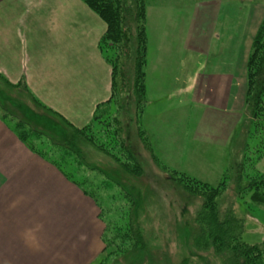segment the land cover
Returning <instances> with one entry per match:
<instances>
[{
  "label": "crops",
  "instance_id": "crops-1",
  "mask_svg": "<svg viewBox=\"0 0 264 264\" xmlns=\"http://www.w3.org/2000/svg\"><path fill=\"white\" fill-rule=\"evenodd\" d=\"M237 1L229 2L231 14L223 0L194 4L189 23L195 32L184 37L182 46L203 55L215 38L228 43L226 56H220L219 47L214 67L197 66L179 90L184 92L179 100L200 111L189 139L224 150L223 164L217 168L222 175L229 168V151L246 108L245 64L254 30H241L239 16L247 12L243 26L253 18L254 27L264 8L263 0ZM153 7V12L160 8ZM105 30L103 19L82 0H0V74L82 128L92 122L97 107L111 105L112 69L99 47ZM162 56L155 57L158 68L163 67ZM156 67L157 62L151 67L146 58V91L148 77L154 85L165 82L153 76ZM146 110L141 113L143 128L145 124L155 153L163 154L158 137L149 133L153 117ZM183 149L184 164L185 156L197 151ZM261 156L257 164L264 153ZM103 230L96 201L28 148L0 114V264H91L104 247Z\"/></svg>",
  "mask_w": 264,
  "mask_h": 264
},
{
  "label": "rangeland",
  "instance_id": "rangeland-1",
  "mask_svg": "<svg viewBox=\"0 0 264 264\" xmlns=\"http://www.w3.org/2000/svg\"><path fill=\"white\" fill-rule=\"evenodd\" d=\"M126 1L127 11L132 12L134 0ZM198 1L146 0V11L149 6V17L145 18L147 59L151 67L152 63L157 62V67L153 68V70L156 69L153 71V76H156V80L162 77L165 82L161 86L158 82L157 85H154L151 83L152 77H148L145 95L150 104L145 108H147L146 114L153 117L152 129L149 133H154L158 137L159 149L163 153L160 154L158 151L159 160L168 167H175L180 171L184 169V173L214 186L223 177L222 172L219 174L217 168L223 164L224 150L208 144L191 142L189 130L200 116V111H197L195 107L190 108L183 99L179 100L184 97V92L179 91L183 87L182 80L184 78L193 73L197 66L200 69H212L214 60L227 55L225 52L228 43H219L216 38L213 39L209 52L203 55L183 50L184 37L195 32L190 26L192 24L189 23V14ZM229 2H239L223 0V3H227L224 9L228 14H231L233 6ZM244 2H248V0H244ZM153 5L160 6V8L155 7L153 12ZM262 11L259 20L256 19L257 24L254 27L252 26V23L255 22L253 18L248 19L249 26H243L249 14L247 12L240 13V29L254 30L251 41L264 18V8ZM128 22L131 26L133 25L129 16ZM218 33L221 34L219 31ZM125 43L127 41L122 44L120 50L113 44L105 43H102V48H100L105 60L108 59L110 63L116 64L118 73L114 101L103 112L101 111L100 120L103 124L100 123L98 131V128H94L86 133V136L90 137L94 144L92 142V144H83L86 146L85 159L90 162L91 166L98 169L85 171L81 166L78 174L73 171L72 177L68 178L79 186L83 193L88 192L85 193L86 195L93 193L99 214H101L99 218L104 224V228H106V224L109 225L107 232L103 230L102 233V236L106 234L105 240L109 244L107 260L102 264H231L227 254L215 252L213 248L200 250L195 247V241L199 235L196 218L203 203L202 186L191 183L185 190L178 180L173 179L168 172L158 171V168L152 171L147 169L139 176L123 173L124 178L121 179V183H124V186L130 191L135 190L140 196L139 200L141 199V211L134 217L132 201L127 200L128 198L122 192L119 193V187L115 186L114 182L112 186L108 187L102 181L104 176L99 172L102 169L110 172L111 178L118 176L119 167L112 155H120L123 158L126 151L124 148L128 147L133 150L134 147L136 149L133 146L134 142L133 145L131 144L135 139L136 129L135 99L132 87L134 79L132 63L134 62L135 46L131 41H128L126 46H124ZM219 47L223 49L222 53L218 50ZM166 50L168 52L165 53ZM219 52L220 56L216 54ZM163 53L165 54L162 56ZM156 56H162V68H158ZM145 68L146 64L144 71ZM161 72H163V76ZM13 90L14 92L9 96L18 106L22 104V109L12 106L4 99H2L4 109H0L1 113L10 119L11 127H14L15 121L22 120L26 125L29 124L27 127L31 128L28 130L29 136L36 148L48 149L50 146H54L55 144L48 143L45 136L38 135L36 132H47L40 126V123L44 121L40 117L45 120V117H50L53 121H57V118L44 108L35 105L21 85ZM27 106L28 111L41 115L39 118L30 116L31 119H35V124L26 118ZM140 121L142 124V118ZM257 129L258 127L246 107L245 117L239 126L232 149L229 151L232 157L229 156L231 161L227 167L230 169L223 181L222 188L213 200L219 222L232 226L231 221L233 220L236 229L234 232L235 241L250 245H260L264 241V205L251 197L253 187L245 186L248 181L254 180L256 173L264 177V159L258 164L256 163L264 153V136L260 135L261 131ZM116 133L118 135L114 138ZM120 142L123 143V146H120ZM184 146L196 150L197 154L188 156V158L185 156L186 163L183 164V154L181 153H183ZM105 151L109 153H102ZM258 155L260 157H257ZM243 162H245L244 166H241L240 164ZM241 169L242 177L240 176V178L242 179L240 183H237ZM105 186L107 188H104ZM241 187H243L242 190ZM128 220L132 222L133 231L138 232L139 230L142 233L145 243L142 242L139 245L135 238L126 234L128 233ZM102 242L105 246L103 239ZM139 250L141 253H138Z\"/></svg>",
  "mask_w": 264,
  "mask_h": 264
},
{
  "label": "trees",
  "instance_id": "trees-1",
  "mask_svg": "<svg viewBox=\"0 0 264 264\" xmlns=\"http://www.w3.org/2000/svg\"><path fill=\"white\" fill-rule=\"evenodd\" d=\"M85 2L95 13H97L105 22L106 30L102 37L100 38L99 46L102 48V43L105 44H113L117 46L119 50L122 48V44L127 41L134 42V62L133 65V92L135 99V116H136V129H135V139L132 141L136 147L133 150L132 148H124V159L119 155H112L114 161L118 164L117 170V178H111L110 172L102 169L99 172L104 176L103 183L110 187L113 185L119 187V193H123L127 200L132 201V213L134 217L135 214L141 211V199L135 190L130 191L124 186V183H121L124 178L123 173L139 176L145 170H154L158 168V171L168 172L173 179H176L180 182V184L184 187L185 190L189 188V184H196L203 187L201 190V196L203 199L202 209L197 215L196 221L199 225V235L195 241V247L200 250H209L213 248L215 252L221 254H227L228 259L231 261V264H264V241L259 245L247 244L242 242H236V236L234 232L236 229L234 228L235 222L231 221V225H225L223 222H219L218 215L215 210L214 199L222 188L223 181L226 179L228 168L220 182L217 185H209L205 182H202L183 171L178 169L168 167L164 163L159 160L157 154L151 146L149 138L141 124V113L145 109L146 106V95H145V71L144 67L146 64V50H147V38H146V29H145V18H146V0H134V10L132 12L127 11V1L126 0H82ZM128 16L133 23L128 22ZM125 43L124 46L127 45ZM123 46V47H124ZM110 65H112V97L111 104L114 101V97L116 96V85H117V66L115 63H110L108 59H106ZM246 74H245V106L249 110L250 117L255 122V125L258 127V131H261L259 134L264 136V18L261 23L257 27V30L252 38L250 44V50L246 60ZM21 83L12 84L7 79H5L0 74V109H4L3 100L16 107H23L22 104H18L12 100L11 95L14 92L13 88L18 87ZM23 88L24 86L21 85ZM24 90L29 94L33 103L39 107L44 108V110L51 113L53 117L57 118V121H53L50 117H40L41 115L28 111L29 108L27 106V120L35 124V119H31L30 116H34L44 120L40 123L42 129L47 132H36L38 135H43L47 138L48 143L55 144L54 146H50L48 149H39L34 146L32 139L29 136V124L23 122L22 120L15 121L13 130L15 131L17 137L23 141L28 148L37 154L45 157L52 164H54L61 172L67 177L71 178L73 175V171L77 174L79 173L80 167H84V170L87 171H95L98 168L95 166H91L90 162L85 159V148L86 146L83 144H92L90 137L86 136L87 132L90 130H94V128H98L99 130L100 123L103 124L101 118V111L106 107H97L95 110L93 120L91 123L87 124L82 128H78L73 126L67 120L41 105L31 94L24 88ZM110 106V105H109ZM22 109V108H21ZM0 114L2 118L9 121L7 119V115ZM41 120V121H42ZM103 126V125H102ZM104 130L105 127L103 126ZM34 130V129H33ZM31 130L32 132H34ZM116 132V131H115ZM117 133L114 134V138L117 137ZM46 141V142H47ZM109 141V140H108ZM92 142V143H91ZM110 142V141H109ZM94 144V143H93ZM120 146H123V143L120 142ZM101 147V146H100ZM102 150V149H101ZM103 151V150H102ZM108 154V151L102 152ZM257 157H260L258 155ZM142 159V161H141ZM243 162L240 164L244 166ZM72 166V167H71ZM244 169V168H243ZM104 170V171H103ZM157 170V169H156ZM245 170V169H244ZM241 170H239L238 181L241 182ZM244 175V174H243ZM242 177V176H241ZM251 182L245 186L248 188L253 187L251 197L254 198L255 201L259 203H263L264 205V177H262L259 173L255 174ZM121 180V181H120ZM239 185V184H238ZM104 188H107V187ZM242 186V185H241ZM244 187V186H243ZM241 187V190L242 188ZM245 190V189H244ZM241 192V191H240ZM85 193H88L85 191ZM90 194V195H89ZM95 201L93 193H89ZM101 216V214H99ZM132 222L128 220V236L131 238H135L137 244L141 245L144 242V238L142 233L138 230L133 231L131 228ZM109 229V225L106 224V228L104 230ZM122 232V230H121ZM133 232V233H132ZM133 234V235H132ZM106 234L102 236V239L105 243L103 250L97 255L95 260L91 264H102L107 260L109 244L105 240ZM145 243V242H144ZM143 250V249H142ZM141 253V250L138 251Z\"/></svg>",
  "mask_w": 264,
  "mask_h": 264
}]
</instances>
